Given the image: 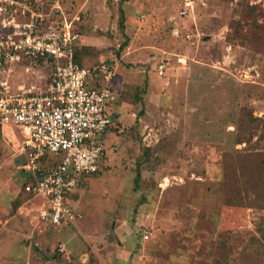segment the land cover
I'll list each match as a JSON object with an SVG mask.
<instances>
[{"label": "rangeland", "instance_id": "rangeland-1", "mask_svg": "<svg viewBox=\"0 0 264 264\" xmlns=\"http://www.w3.org/2000/svg\"><path fill=\"white\" fill-rule=\"evenodd\" d=\"M39 1L60 25L56 0ZM59 1L79 16L77 62L114 70L115 130L100 171L68 197L80 217L54 225L25 189L19 133L0 124V264H245L264 195L226 209L224 156L264 153V0ZM51 71L10 61L0 81L37 94Z\"/></svg>", "mask_w": 264, "mask_h": 264}, {"label": "built area", "instance_id": "built-area-1", "mask_svg": "<svg viewBox=\"0 0 264 264\" xmlns=\"http://www.w3.org/2000/svg\"><path fill=\"white\" fill-rule=\"evenodd\" d=\"M0 3V14L10 18L8 23L0 21V74L16 60L52 66L42 93H33V85L13 89L0 81V124L13 127L21 137L26 160L22 168L29 174L25 189L44 198L48 208L41 211L42 217L54 225L74 222L80 215L68 197L81 175L100 171L108 154L106 135L113 123L110 105L116 99L110 83L114 71L105 64L86 67L76 61L79 33L73 25L79 16L68 19L59 0L52 7L62 12L58 26L46 19L43 7L35 10L31 0ZM165 69L160 64V74ZM48 152H63L64 157L50 161ZM48 162L51 165L45 168Z\"/></svg>", "mask_w": 264, "mask_h": 264}, {"label": "trees", "instance_id": "trees-1", "mask_svg": "<svg viewBox=\"0 0 264 264\" xmlns=\"http://www.w3.org/2000/svg\"><path fill=\"white\" fill-rule=\"evenodd\" d=\"M35 3L36 4L34 8L36 10H38L37 7H43L42 10H44L45 8L47 9L48 7V3L43 2V1L41 3L38 0V1H35ZM252 9H256V8L251 7V10H249V12H251ZM54 10H55V15L62 17V12L60 10H57V9H54ZM64 14H65V11H64ZM251 14H253V12H251ZM46 19L49 22H51L48 16L46 17ZM77 21H75L73 25V28L75 31H77L75 27V24L77 23ZM76 46H75V58L77 61L78 52H77ZM110 83H111V89L114 90L116 93V96L119 97V94L121 93L117 91V89L115 88V83H117L115 73ZM98 85L101 86V83H98ZM117 102H118V99L117 100L115 99L111 103L110 112H111V108L114 107V105ZM111 115L113 118V123L108 129L107 134H110L115 130L114 111L111 112ZM251 121H252L251 119H242V125L244 123L247 125H250ZM224 158L226 160L225 176H224L225 179L223 182V185L225 188L224 205L226 206V209L228 210L237 209V208H242V209L246 208V206L249 205L251 202V197H250L251 192H255L256 194L261 193L264 195V153L263 154L237 153L236 155L231 154V153H226ZM82 176L84 175H81L79 177V181ZM139 179H140V172L138 171L137 177L135 179L136 183L139 182ZM260 185L262 187H260ZM237 258H239L240 261H245L246 262L245 264H264V230H262L260 236H257L256 234L250 235L245 245L241 248L240 253Z\"/></svg>", "mask_w": 264, "mask_h": 264}, {"label": "crops", "instance_id": "crops-1", "mask_svg": "<svg viewBox=\"0 0 264 264\" xmlns=\"http://www.w3.org/2000/svg\"><path fill=\"white\" fill-rule=\"evenodd\" d=\"M45 90H46V87H45L44 91H45ZM44 91H43V92H44Z\"/></svg>", "mask_w": 264, "mask_h": 264}]
</instances>
